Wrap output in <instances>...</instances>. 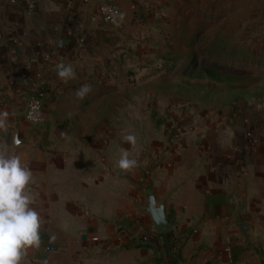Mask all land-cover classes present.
Returning a JSON list of instances; mask_svg holds the SVG:
<instances>
[{"label": "crops", "instance_id": "obj_1", "mask_svg": "<svg viewBox=\"0 0 264 264\" xmlns=\"http://www.w3.org/2000/svg\"><path fill=\"white\" fill-rule=\"evenodd\" d=\"M107 1L120 5L123 19L120 14L117 22L105 24L97 18ZM135 1L0 0V110L10 113L0 143L14 150L16 127L28 138V145L14 151L33 172L31 195L43 218L41 247L29 251L25 264H264V127L258 119L210 126L175 144L151 185L174 227L156 233L154 248L111 237L112 228L102 222L86 225V179L71 186V159L61 153V133L82 124L90 92L84 99L76 92L91 83L87 69L104 63L113 50ZM239 1L253 19L264 21V0ZM61 62L74 66L76 79L58 78ZM38 76L49 87L42 129L24 118L27 92ZM237 218L250 227L248 243ZM126 242L129 247L121 248Z\"/></svg>", "mask_w": 264, "mask_h": 264}, {"label": "rangeland", "instance_id": "obj_2", "mask_svg": "<svg viewBox=\"0 0 264 264\" xmlns=\"http://www.w3.org/2000/svg\"><path fill=\"white\" fill-rule=\"evenodd\" d=\"M135 2L105 62L87 69L90 104L61 153L71 186L86 179V225L102 222L111 237L154 248L145 190L175 144L230 120L264 127V21L239 0ZM124 151L138 161L129 172L118 166ZM126 222L142 228L132 234Z\"/></svg>", "mask_w": 264, "mask_h": 264}, {"label": "clouds", "instance_id": "obj_3", "mask_svg": "<svg viewBox=\"0 0 264 264\" xmlns=\"http://www.w3.org/2000/svg\"><path fill=\"white\" fill-rule=\"evenodd\" d=\"M56 69L58 78L64 83L76 79V70L71 63L61 62ZM89 92L91 86L84 84L77 90L76 96L84 99ZM30 107L36 111L35 104ZM9 117L7 110H0V132L7 133ZM28 118L33 119L32 112ZM61 136L67 137V133L62 132ZM123 139L133 146L137 143L136 136L132 134ZM12 143L18 146L20 141L13 138ZM118 166L129 172L138 166V161L124 151ZM32 184L33 172L23 162L22 156L11 150V145L0 143V264H25L29 251L41 247L43 218L34 207Z\"/></svg>", "mask_w": 264, "mask_h": 264}, {"label": "built area", "instance_id": "obj_4", "mask_svg": "<svg viewBox=\"0 0 264 264\" xmlns=\"http://www.w3.org/2000/svg\"><path fill=\"white\" fill-rule=\"evenodd\" d=\"M121 14V7L116 1H107L100 5L97 11V18L105 24H111L118 20ZM48 84L40 76L36 77L30 85V90L27 92V100L24 108V118L36 128H41L44 125V107L48 99ZM36 105V111L30 107ZM32 112L33 119H29V113ZM39 117V119H36ZM94 241H98V237H93Z\"/></svg>", "mask_w": 264, "mask_h": 264}, {"label": "water", "instance_id": "obj_5", "mask_svg": "<svg viewBox=\"0 0 264 264\" xmlns=\"http://www.w3.org/2000/svg\"><path fill=\"white\" fill-rule=\"evenodd\" d=\"M13 138L18 139L20 141V144L17 146L13 143L12 147L14 150H17L20 146L28 145L29 140L28 138H23L20 134L19 127H16L12 136ZM146 195V203L143 204V210L146 212L153 221V229L155 232L161 233L164 231L171 230L174 227V223L171 222L166 215L165 211V203L164 202H158L155 196V193L153 192V189L151 186H148L145 190ZM130 233L135 234L139 230V226L126 222L124 223ZM237 228L241 232V236L243 237L244 243H248L249 241V225L243 222L241 218H237L235 222Z\"/></svg>", "mask_w": 264, "mask_h": 264}]
</instances>
